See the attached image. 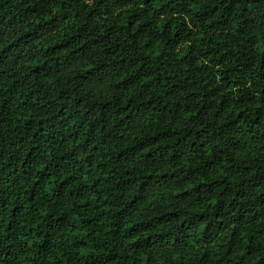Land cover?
Here are the masks:
<instances>
[{
	"label": "trees",
	"instance_id": "obj_1",
	"mask_svg": "<svg viewBox=\"0 0 264 264\" xmlns=\"http://www.w3.org/2000/svg\"><path fill=\"white\" fill-rule=\"evenodd\" d=\"M0 264H264V0H0Z\"/></svg>",
	"mask_w": 264,
	"mask_h": 264
}]
</instances>
